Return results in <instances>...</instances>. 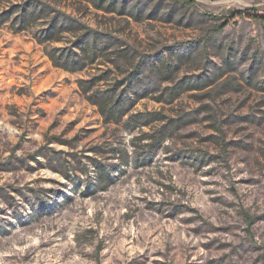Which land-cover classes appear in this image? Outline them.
I'll return each mask as SVG.
<instances>
[{
    "label": "rangeland",
    "instance_id": "obj_1",
    "mask_svg": "<svg viewBox=\"0 0 264 264\" xmlns=\"http://www.w3.org/2000/svg\"><path fill=\"white\" fill-rule=\"evenodd\" d=\"M195 3L0 0V264H264V0Z\"/></svg>",
    "mask_w": 264,
    "mask_h": 264
},
{
    "label": "trees",
    "instance_id": "obj_2",
    "mask_svg": "<svg viewBox=\"0 0 264 264\" xmlns=\"http://www.w3.org/2000/svg\"><path fill=\"white\" fill-rule=\"evenodd\" d=\"M174 2L178 5H180L181 7L184 8H196V3L195 0H174ZM101 5V3L99 4ZM115 3L112 2V4L108 7V9H113L115 8ZM41 14L36 15L35 11L32 12H27L25 11L22 14V19L24 21V24H26L29 20H35V18H39ZM263 18V17H262ZM58 30V29H57ZM57 30L54 28L52 31V35H56L57 34ZM59 31V30H58ZM51 34V33H50ZM92 44L94 45L92 51L90 48V43L89 42H85L84 45L81 47L84 53V57H81L79 59L78 62L75 61V59H72V67L76 68V67H82L83 65H85V61L88 60L89 58H95L96 56H98V47L94 42H92ZM100 49V48H99ZM82 66H81V64ZM80 64V65H79ZM65 67L68 68L69 67V57L66 58V62H65ZM111 93H109L107 96L98 98V104L100 105L101 109L103 112H105L108 117H112V116H118V115H122L123 112L125 111V106L123 104H125L126 100H120L117 104L114 103V96L115 94L113 93V90L110 91ZM122 106V108L120 107ZM100 178L101 179H106L107 177V171L104 168H100ZM106 181V180H105ZM107 185L103 186V187H107L109 182H106Z\"/></svg>",
    "mask_w": 264,
    "mask_h": 264
}]
</instances>
